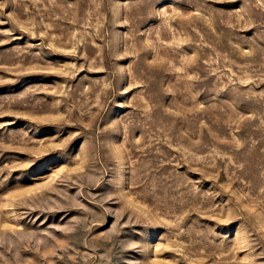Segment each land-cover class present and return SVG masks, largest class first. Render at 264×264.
Listing matches in <instances>:
<instances>
[{
	"label": "rangeland",
	"instance_id": "obj_1",
	"mask_svg": "<svg viewBox=\"0 0 264 264\" xmlns=\"http://www.w3.org/2000/svg\"><path fill=\"white\" fill-rule=\"evenodd\" d=\"M0 264H264V0H0Z\"/></svg>",
	"mask_w": 264,
	"mask_h": 264
}]
</instances>
